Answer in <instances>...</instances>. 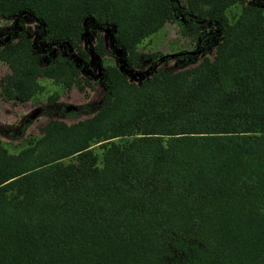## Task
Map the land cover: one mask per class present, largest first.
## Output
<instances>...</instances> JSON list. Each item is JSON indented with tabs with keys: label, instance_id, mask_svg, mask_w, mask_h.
I'll return each mask as SVG.
<instances>
[{
	"label": "trees",
	"instance_id": "16d2710c",
	"mask_svg": "<svg viewBox=\"0 0 264 264\" xmlns=\"http://www.w3.org/2000/svg\"><path fill=\"white\" fill-rule=\"evenodd\" d=\"M176 16L195 49L142 58ZM2 20L3 100L40 77L100 100L0 138V264H264V0H0Z\"/></svg>",
	"mask_w": 264,
	"mask_h": 264
},
{
	"label": "rangeland",
	"instance_id": "374dc122",
	"mask_svg": "<svg viewBox=\"0 0 264 264\" xmlns=\"http://www.w3.org/2000/svg\"><path fill=\"white\" fill-rule=\"evenodd\" d=\"M240 12L241 5L236 4L228 8L226 14L230 22H233ZM180 18L176 16L175 21L165 23L157 32L143 39L138 46L142 58H146L151 53L173 54L181 50L195 49L193 48L195 45V33L186 22H183L184 20L179 25L176 21H179ZM7 24H9L8 21H0V36L3 35L1 32ZM29 26L32 27V25ZM28 31L29 33L34 32L29 27ZM215 42V37H210L206 40L204 47H201L203 55L211 54V46ZM193 62H186L185 59L171 60V62L165 64L161 62L158 70L176 69ZM7 73H9L7 66L0 61V77H3ZM38 83L41 88L28 102L13 103L3 100L0 96V138L11 153H16L26 146L24 139L28 137V134L30 136H39L41 134V127L50 118H60L67 122L81 119L89 116V111L93 110L92 108L95 109L100 100L98 91H85V98L78 90H68L49 77L38 78ZM95 88L96 90L99 89V85L95 84ZM54 94L58 95V99L51 103L48 102V99ZM85 102L87 103V108L83 110L74 106L82 105ZM71 108L80 113L73 116L66 115L64 109L69 111ZM96 145H93L95 151L100 153L101 150ZM188 260L189 256L186 252H177L171 258L163 260L160 264H187Z\"/></svg>",
	"mask_w": 264,
	"mask_h": 264
}]
</instances>
